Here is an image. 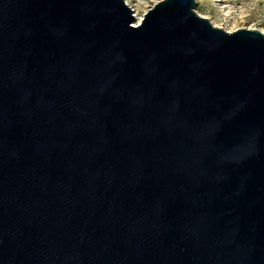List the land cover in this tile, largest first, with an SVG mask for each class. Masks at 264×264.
<instances>
[{"label": "water", "instance_id": "water-1", "mask_svg": "<svg viewBox=\"0 0 264 264\" xmlns=\"http://www.w3.org/2000/svg\"><path fill=\"white\" fill-rule=\"evenodd\" d=\"M195 0H0V264H264V32Z\"/></svg>", "mask_w": 264, "mask_h": 264}, {"label": "rangeland", "instance_id": "rangeland-1", "mask_svg": "<svg viewBox=\"0 0 264 264\" xmlns=\"http://www.w3.org/2000/svg\"><path fill=\"white\" fill-rule=\"evenodd\" d=\"M124 1L134 9L132 15L136 14L141 21L147 9L159 0ZM194 10L214 26L227 31L255 28L264 32V0H195Z\"/></svg>", "mask_w": 264, "mask_h": 264}, {"label": "bare ground", "instance_id": "bare-ground-1", "mask_svg": "<svg viewBox=\"0 0 264 264\" xmlns=\"http://www.w3.org/2000/svg\"><path fill=\"white\" fill-rule=\"evenodd\" d=\"M134 9H132V11H133ZM133 16V18L135 19V24H137V23H139L140 22V18H138V17H136V14H134V15H132Z\"/></svg>", "mask_w": 264, "mask_h": 264}]
</instances>
